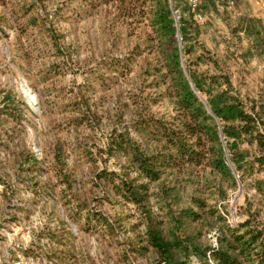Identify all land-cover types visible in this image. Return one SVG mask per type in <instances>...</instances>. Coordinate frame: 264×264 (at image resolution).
<instances>
[{"label":"rangeland","instance_id":"obj_1","mask_svg":"<svg viewBox=\"0 0 264 264\" xmlns=\"http://www.w3.org/2000/svg\"><path fill=\"white\" fill-rule=\"evenodd\" d=\"M228 1L200 0L192 12L183 9L188 7L184 0L172 5L183 9L191 24L188 41L195 54L208 50L241 97L259 106L264 103V0ZM248 19L254 21L251 32ZM150 34L143 17L126 16L116 1L0 0V97L10 90L27 110L23 130L4 122L0 141L11 148L25 147L40 161L33 177L42 187L35 193L10 182L14 192L9 199L2 200L0 194V264H57L61 257L71 264L154 263L151 254H138L130 246L137 245L143 230L136 225L139 209L119 196L107 198L106 188L93 184L95 170L124 165L122 159H107L101 150L112 129L127 123L126 116L121 121L115 116L116 107L142 88L139 69H145L151 55ZM129 54L134 61L128 75L101 68L103 61ZM80 102L88 110L82 108L84 117L74 127ZM11 127L17 131L12 132L13 142L4 133L11 134ZM56 151L64 168L52 156ZM9 162L0 148L1 176L11 173ZM64 175L69 180L64 181ZM163 182L175 187L174 196L160 198L161 184L151 183L149 193L154 194L147 207L166 223L167 208L176 217L184 207L200 212L208 224L199 230L188 225L187 234L201 245H209L219 231L211 211L234 225L245 218L241 207L247 201L257 203L252 189L238 182L231 186L208 169L191 168L188 175ZM2 187L0 181V193ZM192 197L204 202L203 210ZM84 205L105 215L111 234L84 229L83 219L71 220L70 213ZM42 231L60 236L51 240Z\"/></svg>","mask_w":264,"mask_h":264},{"label":"trees","instance_id":"obj_2","mask_svg":"<svg viewBox=\"0 0 264 264\" xmlns=\"http://www.w3.org/2000/svg\"><path fill=\"white\" fill-rule=\"evenodd\" d=\"M102 1H116L126 16L143 17L151 31V55L145 59V69H139L142 88L133 93L130 101L116 107L115 116L120 121L126 116L127 123L112 129L101 150L107 159H122L124 165L94 171L97 180L93 184L106 188L107 198L111 194L119 196L139 209L141 218L136 225L143 226V230L137 245L131 248L141 255L151 254L153 264H264V103L258 106L254 101H245L208 50L201 54L193 51L188 41L191 24L183 9L198 10L199 3L197 8H191L185 2L188 7L180 11L172 5L174 0ZM253 22L246 21L249 32ZM133 61L129 54L103 61L101 68L124 77L130 73ZM20 105L26 107L14 99L10 90L3 91L0 129L4 122H12L23 130L27 110ZM82 108L87 109L83 102L75 107L79 115L74 127L84 117ZM14 131L15 127H11V134L4 132L9 141L13 142ZM0 148L8 154L11 165L9 175H0L1 199L8 200L13 194L10 182L38 193L42 187L33 174L41 169L40 161L22 146L11 148L0 141ZM52 156L62 164L58 167L64 168L61 154L56 151ZM191 168L208 169V173L231 186L238 182L243 189H252L257 197V203L247 201L241 207L245 218L234 225L211 211L210 218L219 222L214 245H201L194 235L187 234L188 225L199 230L201 224H208L200 212L184 207L176 217L167 208L166 223L147 207L149 196L154 194L149 193L151 183L161 184L160 198L174 196L175 187H166L163 181L188 175ZM64 177V181L69 180ZM191 200L203 210V201L196 197ZM69 216L74 223L83 219L84 229L107 235L113 231L105 215L89 210L87 205L78 206ZM42 232L51 240L60 236ZM59 259L57 264H71L65 257Z\"/></svg>","mask_w":264,"mask_h":264},{"label":"built area","instance_id":"obj_3","mask_svg":"<svg viewBox=\"0 0 264 264\" xmlns=\"http://www.w3.org/2000/svg\"><path fill=\"white\" fill-rule=\"evenodd\" d=\"M184 1L187 2L191 8H195L200 0H184ZM232 3H233L232 0L228 1L229 5H232ZM211 241H212V243L214 245L215 244V237L214 236L211 238Z\"/></svg>","mask_w":264,"mask_h":264}]
</instances>
